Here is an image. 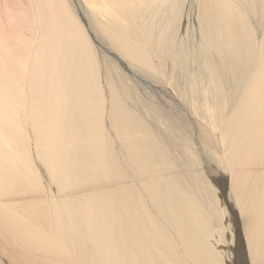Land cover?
I'll return each instance as SVG.
<instances>
[{
  "label": "bare ground",
  "instance_id": "1",
  "mask_svg": "<svg viewBox=\"0 0 264 264\" xmlns=\"http://www.w3.org/2000/svg\"><path fill=\"white\" fill-rule=\"evenodd\" d=\"M182 1L0 0V264H264V0Z\"/></svg>",
  "mask_w": 264,
  "mask_h": 264
},
{
  "label": "rangeland",
  "instance_id": "2",
  "mask_svg": "<svg viewBox=\"0 0 264 264\" xmlns=\"http://www.w3.org/2000/svg\"><path fill=\"white\" fill-rule=\"evenodd\" d=\"M183 2V4L181 5L182 7H181V11H180V13H179V18L177 19V22L179 21L180 23H182V24H180L179 22L178 23H176L175 22V26H177V32H176V34L179 36V38H182L183 40H188V43H189V41L191 42V41H193L192 43L194 44V43H196V37H195V28H193L194 27V25H195V15H196V5H195V2H194V0H183L182 1ZM73 4H75V2L73 1ZM185 6V7H184ZM78 10V9H77ZM183 15V16H182ZM181 20V21H180ZM177 24V25H176ZM89 28H91L90 27V25H89ZM190 28V29H189ZM186 29V30H185ZM192 29L194 30V31H192ZM189 31H191V33L189 32ZM186 32V33H185ZM193 33H194V36H193ZM187 35V36H186ZM94 43V45L96 46V44H95V42H93ZM111 53V54H110ZM110 53H107V52H104V54H106V56L111 60V59H113V63L117 66V67H114L112 70H113V72H115V73H117V69L119 70V71H121L122 73H124L125 74V76L126 77H124V78H127L128 80V82L130 83V82H132L131 81V79L133 78V79H137V78H135V76H133L132 74H131V72H133V70H134V67H133V64L128 60V59H126V58H123V61H122V59H121V62L120 63H118L119 61L118 60H116V59H114V58H112V56H113V54H112V52H110ZM112 55V56H111ZM119 56H121V55H119ZM114 57V56H113ZM121 58H122V56H121ZM124 60H125V62H124ZM122 62H124L125 64H123ZM128 64V65H127ZM126 67H127V69H126ZM128 69H129V71H128ZM133 69V70H132ZM131 71V72H130ZM126 81V82H127ZM128 84V83H127ZM138 91H140V90H138ZM139 94V93H138ZM140 95V94H139ZM144 97V96H143ZM224 194H221V198L219 199V202H221L219 205H220V207L219 208H223V205H227L228 204V206L231 204V203H228L227 202V196L228 195H224ZM218 197H219V195H218ZM221 200V201H220ZM223 201V202H222ZM230 213V217L232 216V213H231V211L229 210V212H228V214ZM219 218L220 219H217V221L215 222L216 223V225H217V227H219V229H220V231H222L221 232V236L222 235H224V236H222V237H227L228 236V234H229V232L227 231V230H230V233H232L231 234V238H232V240H231V244H232V249H234V248H236V244H237V242H238V237H239V239L241 240V242H243V246H245V241H244V238L242 239V237H244V235L242 234V226H241V224H240V222L238 221V220H235L236 219V213L234 214V218H233V226L234 225H236V226H234V228H233V226H232V228H229V229H227V227L225 226V225H223V215L221 214L220 216H219ZM239 223V224H238ZM241 233V234H240ZM239 235V236H238ZM242 236V237H241ZM237 238V239H236ZM224 241H225V243H226V241H227V239L225 238L224 239ZM235 243V244H234ZM227 244H228V242H227ZM222 261H223V264H226L227 263V255L225 254V255H222ZM225 260V261H224ZM232 262V261H231ZM233 263V262H232Z\"/></svg>",
  "mask_w": 264,
  "mask_h": 264
}]
</instances>
